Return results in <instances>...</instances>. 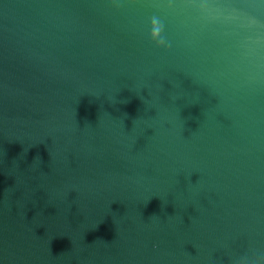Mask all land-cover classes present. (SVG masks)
Returning <instances> with one entry per match:
<instances>
[{"label":"clouds","instance_id":"clouds-1","mask_svg":"<svg viewBox=\"0 0 264 264\" xmlns=\"http://www.w3.org/2000/svg\"><path fill=\"white\" fill-rule=\"evenodd\" d=\"M164 33V24L163 22L156 16H153L150 20V40L157 47H165L166 46V38L163 35Z\"/></svg>","mask_w":264,"mask_h":264}]
</instances>
